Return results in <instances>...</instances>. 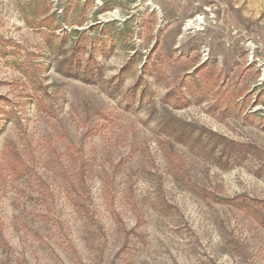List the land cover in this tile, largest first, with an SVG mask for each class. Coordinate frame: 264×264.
<instances>
[{
	"label": "rangeland",
	"instance_id": "obj_1",
	"mask_svg": "<svg viewBox=\"0 0 264 264\" xmlns=\"http://www.w3.org/2000/svg\"><path fill=\"white\" fill-rule=\"evenodd\" d=\"M18 4L0 264H264V0H74L63 29L91 43L70 71Z\"/></svg>",
	"mask_w": 264,
	"mask_h": 264
},
{
	"label": "trees",
	"instance_id": "obj_2",
	"mask_svg": "<svg viewBox=\"0 0 264 264\" xmlns=\"http://www.w3.org/2000/svg\"><path fill=\"white\" fill-rule=\"evenodd\" d=\"M17 1L26 25L30 28L41 29L43 31L48 48L53 52L59 51L62 54V63L68 67V71L79 64L84 49L91 43V38L86 31L81 32L80 35L76 37L79 33L78 30L71 29L69 31L63 29V23L70 24L71 19H73L75 8L72 7H74V0H66L65 3L64 0H58L57 6H53L54 2L52 0ZM95 39L98 42L101 41L100 37H96ZM194 87V91H200L201 94L211 91V88L205 89V92L201 87H198V85ZM225 102L226 106L224 111L233 110L231 108L233 105L230 95H226ZM239 111H242V108H240ZM222 201L236 207H242L243 205L240 197L222 198Z\"/></svg>",
	"mask_w": 264,
	"mask_h": 264
}]
</instances>
